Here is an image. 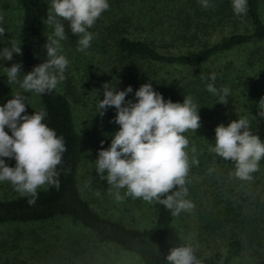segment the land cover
<instances>
[{"label":"trees","instance_id":"16d2710c","mask_svg":"<svg viewBox=\"0 0 264 264\" xmlns=\"http://www.w3.org/2000/svg\"><path fill=\"white\" fill-rule=\"evenodd\" d=\"M9 1L19 11L16 35L12 37L8 32L6 12L2 13L0 20L4 18L5 21L0 28L5 31L0 36V53L20 46L22 54L13 53L10 61L0 55V90L7 92L11 85L5 87L8 83L5 68L20 63L22 68L18 79L22 81L24 75L47 59L43 45L47 36L54 34V25L45 21L48 0H0V12L5 10ZM108 3L109 9L89 29L94 38L86 52L77 51L80 37L71 33L68 21L60 20L67 38L60 41L62 49L59 54L73 60L98 47L105 48L108 53L106 38L111 37L110 63L123 82L135 85L136 91L141 85L151 83L165 101L183 103L185 97L192 100L199 108L201 127L196 132L189 130L183 134L189 141L192 154L185 185L188 192H195L200 187V175L211 174L213 178L226 167L235 168L233 162L224 161L210 151L215 146V128L220 124L228 126L237 111L250 116L264 110V85L256 86V82L250 79L252 77H242L244 71L234 73L237 68L229 61L223 67L210 69L204 66L240 47L264 44V0H247V12L241 15L234 13L232 0H208V8L202 7L201 0H108ZM163 67L191 68L193 71L184 79L171 78L160 75L159 69ZM210 73L216 74L214 82L201 79V74L208 76ZM64 77L60 87L50 93L33 92L43 112L47 113L44 123L63 137L67 148L62 163L57 166L59 190L48 185L39 188L33 205L28 203L31 196L0 198V225L69 217L91 230L98 241L137 255L142 264H166L169 250L175 247L168 239L175 219L171 210L153 202V221L148 226L134 227L100 215L82 196L79 166L83 148L74 103L81 102L79 89L83 81L68 73ZM208 83H213L219 94L207 91ZM86 86L90 85L86 83ZM225 87L229 89L228 102L221 104L220 96ZM244 95L245 100H240ZM86 122L85 127H88L90 122ZM250 124L253 134L257 135L254 124L251 121ZM192 148L196 149L195 153ZM193 160H198V164L192 163ZM262 167L264 158L259 162V169ZM220 178L225 176L220 175L216 180ZM118 191L122 193V189ZM233 213L238 214L236 209ZM200 214L208 230L223 226L214 207H201ZM232 239L227 243L222 262L213 257L197 256L200 264H231L232 258L240 251L239 239Z\"/></svg>","mask_w":264,"mask_h":264},{"label":"clouds","instance_id":"9594fccd","mask_svg":"<svg viewBox=\"0 0 264 264\" xmlns=\"http://www.w3.org/2000/svg\"><path fill=\"white\" fill-rule=\"evenodd\" d=\"M208 8V0H201ZM236 15L247 12V0H232ZM109 9L108 0H52L47 12V24L54 25V34L47 36L43 45L47 59L32 71L18 79L22 65L14 63L5 68L9 85L18 83L24 93H50L64 80L69 61L59 54L60 41L67 38L64 24L68 21L71 33L80 37L77 51L86 52L94 36L91 29L103 12ZM57 18H60L59 20ZM0 28V36L4 35ZM55 37V38H54ZM13 53L22 54L20 46L4 49L0 55L7 61ZM203 80H216V74H201ZM104 99L98 104V113L103 116L108 107L116 109L114 123L119 131L114 134L111 145L100 150L96 160V172L100 180L115 189H126V196L143 199L147 203L158 202L171 210L173 216L182 211H191L194 205L184 197L188 194L186 177L190 170L186 149L188 139L183 135L201 127L198 107L190 98L183 103L165 101L154 91L151 83H145L135 92L136 102L125 104V98L133 89L117 91L112 83L103 86ZM207 91L219 94L213 83L207 84ZM229 89L223 88L221 104L228 102ZM25 97L16 94L0 106V157L14 158L15 167L6 165L0 159V182L8 181L21 196H31L30 205L38 198V189L45 185L59 190L57 166L62 163L67 151L63 137L44 123L46 112H26ZM258 115L264 118V110ZM11 130V135L5 131ZM215 146L210 149L224 161L235 165L234 176L242 181H251L252 174L259 171V162L264 158V141L253 134L250 121L246 118L234 120L215 128ZM101 141V145H103ZM195 153L196 149L192 148ZM197 163L198 160H193ZM106 173V175H105ZM124 197L116 192V200ZM166 264H200L191 245L172 247L166 257Z\"/></svg>","mask_w":264,"mask_h":264},{"label":"rangeland","instance_id":"374dc122","mask_svg":"<svg viewBox=\"0 0 264 264\" xmlns=\"http://www.w3.org/2000/svg\"><path fill=\"white\" fill-rule=\"evenodd\" d=\"M51 3L48 0V5L45 7L46 15L51 9ZM5 12V19L8 20L10 28L8 32L14 37L19 11L16 5L9 1L0 15ZM5 19L0 20V26ZM106 39L109 43L108 53L105 48L98 47L85 56L79 55L76 59H67L69 64L64 73V76L68 73L83 81L79 89L82 95L81 102L74 103L80 145L83 148L79 166L80 191L100 215L120 220L134 227L148 226L154 219L153 203L126 196V189H122V193L119 192L124 199L117 201L114 192L118 190L108 185L106 180H100L96 172L95 162L99 151L110 147L111 140L120 127L113 122L116 116L114 107H108L103 116L98 113V104L104 99L102 86L105 83H112L117 91L131 86L133 91L126 96L125 104L129 100L136 102V86L123 82L120 75L112 68L110 42L113 40L111 37ZM227 61L237 68L234 73L239 74L240 71H244L242 77H252L250 79L256 82V86L264 85V44L240 47L229 54L215 58L204 68L223 67ZM192 71L191 68L178 67L159 69L160 75L179 79L186 78ZM86 83L90 86L87 87ZM5 87L8 88V83ZM57 87L60 85L58 84ZM16 94L27 97L26 112L22 115L43 111L36 95L33 92L24 93L18 83H13L8 92L0 90V106L5 105ZM245 98V95L240 96L242 101ZM237 109L235 106V111ZM234 115V120L241 118L250 120L255 126L257 135L264 140V118L258 114L248 116L240 111ZM86 120L90 122L88 127H85ZM5 131L11 135V130L7 127ZM101 141L104 142L103 145ZM186 151L190 163L192 160L190 145ZM0 159H4L7 166L15 167L14 158L0 157ZM234 171L235 168L226 167L223 172H217L213 178L211 174L200 175L198 180L200 187L195 192H188L184 197L194 205V208L175 216L168 239L175 247L181 244L193 246L198 257H213L222 262L228 241L237 237L240 241V251L232 258L231 264H264V167L252 174L251 181L236 178ZM220 175L225 178L216 180ZM18 195L20 193L15 191L10 182H0L1 199ZM201 207L208 209L214 207L218 217L223 221V226L208 230L206 221H201V216L203 217L200 214ZM235 209L237 215L233 213ZM0 264H142V262L133 253L98 241L91 230L71 218L58 217L44 222H13L0 225Z\"/></svg>","mask_w":264,"mask_h":264}]
</instances>
